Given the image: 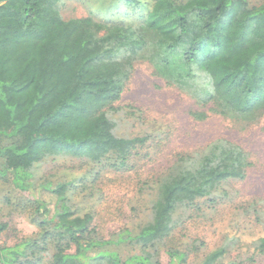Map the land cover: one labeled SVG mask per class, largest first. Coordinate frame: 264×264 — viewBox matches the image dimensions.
<instances>
[{
    "label": "trees",
    "instance_id": "obj_1",
    "mask_svg": "<svg viewBox=\"0 0 264 264\" xmlns=\"http://www.w3.org/2000/svg\"><path fill=\"white\" fill-rule=\"evenodd\" d=\"M80 1L88 13L65 18L64 0H0V177L32 194L25 209L38 228L0 243V264H186L192 251L173 234L178 212L227 194L225 182L247 176L252 161L238 143L218 138L178 153L143 182L154 189L147 220L109 237L96 211L75 209L71 182L35 183L33 169L57 155L89 159L91 173L134 167L148 136H119L111 112L120 109L116 102L137 62L207 108L192 111L196 119L211 112L242 127L258 123L264 0ZM7 230L0 219V237ZM124 243L139 248L124 257L112 248ZM253 247L264 253V236ZM227 251L223 244L200 264H222Z\"/></svg>",
    "mask_w": 264,
    "mask_h": 264
},
{
    "label": "rangeland",
    "instance_id": "obj_2",
    "mask_svg": "<svg viewBox=\"0 0 264 264\" xmlns=\"http://www.w3.org/2000/svg\"><path fill=\"white\" fill-rule=\"evenodd\" d=\"M261 1L249 0L251 4ZM63 5L65 18L88 13L86 3L80 0H64ZM116 106L120 109L111 112V117L119 136H148L134 167L91 173L89 159L57 155L35 165L34 182L46 178L54 183L71 182L69 195L75 209L80 213L96 211L101 233L109 237L124 227L136 230L147 220L154 189L144 187L146 179L151 181L178 153H192L215 139L227 138L249 153L252 166L247 176L225 182L222 189L227 194L200 198L195 206L181 208L173 234L180 245L192 251L186 264H200L223 244L228 245V251L220 259L222 264H264V253L254 252L253 247L254 240L264 236V117L246 127L211 112L204 120L196 119L192 111L207 108L155 75L147 62L135 64ZM39 196L53 205V195L48 191L41 189ZM31 198V193L0 177V219L9 223L0 243H13L37 232L36 223L25 209L26 199ZM112 248L126 257L137 252L139 246L124 243Z\"/></svg>",
    "mask_w": 264,
    "mask_h": 264
}]
</instances>
